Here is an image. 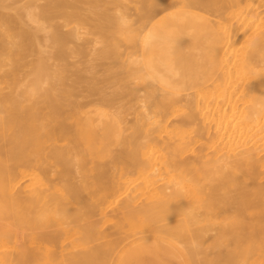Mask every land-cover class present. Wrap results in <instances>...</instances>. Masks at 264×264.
<instances>
[{"label":"bare ground","instance_id":"bare-ground-1","mask_svg":"<svg viewBox=\"0 0 264 264\" xmlns=\"http://www.w3.org/2000/svg\"><path fill=\"white\" fill-rule=\"evenodd\" d=\"M257 104L264 0H0V264H264Z\"/></svg>","mask_w":264,"mask_h":264},{"label":"crops","instance_id":"crops-1","mask_svg":"<svg viewBox=\"0 0 264 264\" xmlns=\"http://www.w3.org/2000/svg\"><path fill=\"white\" fill-rule=\"evenodd\" d=\"M170 255L183 264L181 257L172 248L163 243L144 242L130 248L121 258L119 264H150L157 258Z\"/></svg>","mask_w":264,"mask_h":264},{"label":"rangeland","instance_id":"rangeland-1","mask_svg":"<svg viewBox=\"0 0 264 264\" xmlns=\"http://www.w3.org/2000/svg\"><path fill=\"white\" fill-rule=\"evenodd\" d=\"M2 109H3V108H2ZM0 111H1V110H0ZM3 111H4V110H2V112H3ZM4 112H6V111H4ZM7 113L9 114V112H7ZM13 114H14V113H13ZM11 115H12V113L9 114V117H8V118H14V117H15L14 115H12V116H11ZM0 116H2V115L0 114ZM7 116H8V115L6 114V116H2L1 118H5V117L7 118ZM10 116H11V117H10ZM1 118H0V119H1ZM0 122H1V121H0ZM1 123H2V122H1ZM1 123H0V125H1ZM11 125H12V124H11ZM11 125H10V126H11ZM15 125H16V123H15V124L13 123V125H12L13 127L11 126L10 128H9V126H7V125H5V127H4V125H2L3 128H2V126L0 127V135H4V138L2 137V138L4 139V142H3V143L0 142V146H1V147H4V150H3L1 147H0V150H1L2 154H4L5 156H7V154H8V156L5 157V158H7L8 160L10 159L11 164L14 163L13 165H11V166H13V167L15 166V161H12V160H13V157H14V156H13V155H14L13 153H15V150H14V147H13L14 145H13V144L8 145L10 141H7L8 144H7V146H5V144H6L5 141L8 140V139H9V140H11V139L13 140V139H14V140L16 141V139H17L16 136H17L18 132L16 131V132H17V133H16V132H15V129H18V128H16ZM7 127H8V128H7ZM5 128H7V129H5ZM3 130H4V131H3ZM5 131H7V133H9V131H11L10 133H13V132H15V133H13V134H10V133L7 134ZM12 131H13V132H12ZM1 132H2V133H1ZM8 135H9V136H10V135H13L14 137L11 136V137H10L11 139H10V138H8ZM15 135H16V136H15ZM6 137H7V139H6ZM2 138H1V136H0L1 141H3ZM12 140H11L10 143L15 142V141H12ZM4 143H5V144H4ZM1 144H2V145L4 144V146H2ZM8 146H9V148H8ZM6 147L9 149V151H8V150L5 151V150L7 149ZM5 148H6V149H5ZM3 151H4L5 153H3ZM6 152H7V154H6ZM8 152H10L11 154L8 153ZM2 154L0 153V158H1ZM9 155H11V157H10ZM2 158H4V156H3ZM2 158H1V159H2ZM5 158H4V160H6V161H4L3 159H2V160L0 159V163H1V162H3V163L5 162V163H4V164H6L5 167H8V165H10V161L8 162V160L5 159ZM11 158H12V159H11ZM7 162H8V163H7ZM4 164H0V165H1V166L3 165L2 168L5 169ZM1 166H0V168H1ZM2 168H1V170L3 171ZM13 169H14V168H13ZM1 170H0V179H1V176H2V174H3ZM5 171H6V170H5ZM3 172H4V171H3ZM120 173H121V170L119 169V170L116 172V179H117V177H118V175H119ZM3 175H4V174H3ZM169 179H170L169 176H163V175H162L161 177H156V178H154V180H155V182H156L155 184L160 185V186H161L162 184H164L165 182H167ZM1 180H3V176H2V179H1ZM1 180H0V183H1L0 186L3 184V183H2L3 181H1ZM16 182H18V181H16ZM14 192H15V191H14ZM159 216H160V214L157 215V217H156L158 220H162V219L164 218V217H159ZM134 222H137V220H135ZM1 231H2V229H1V227H0V234H1ZM9 234H11V233H8V236H11V235H9ZM148 242H152V243H161V242H157V241H148ZM10 245H12V244H10ZM212 256H214V255H212ZM182 262H183V264H185V262H184L183 260H182ZM17 263H18V262H17ZM18 264H19V263H18ZM150 264H180V262H179L178 260H176L175 258H172L170 255H168L167 258H163V257L160 255V258H157L156 263H150Z\"/></svg>","mask_w":264,"mask_h":264},{"label":"clouds","instance_id":"clouds-1","mask_svg":"<svg viewBox=\"0 0 264 264\" xmlns=\"http://www.w3.org/2000/svg\"><path fill=\"white\" fill-rule=\"evenodd\" d=\"M256 109H260L261 107H264V105L257 104L254 106Z\"/></svg>","mask_w":264,"mask_h":264}]
</instances>
